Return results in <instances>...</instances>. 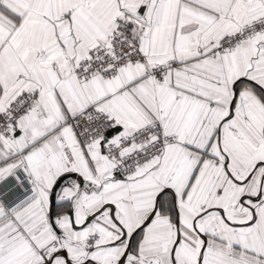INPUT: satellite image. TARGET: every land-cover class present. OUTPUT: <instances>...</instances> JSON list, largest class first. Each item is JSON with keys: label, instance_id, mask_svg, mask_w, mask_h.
Instances as JSON below:
<instances>
[{"label": "snow or ice", "instance_id": "6c2138e0", "mask_svg": "<svg viewBox=\"0 0 264 264\" xmlns=\"http://www.w3.org/2000/svg\"><path fill=\"white\" fill-rule=\"evenodd\" d=\"M0 264H264V0H0Z\"/></svg>", "mask_w": 264, "mask_h": 264}]
</instances>
